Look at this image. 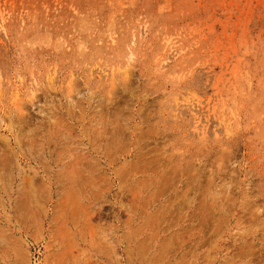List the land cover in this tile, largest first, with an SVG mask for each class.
Masks as SVG:
<instances>
[{
    "label": "rangeland",
    "instance_id": "374dc122",
    "mask_svg": "<svg viewBox=\"0 0 264 264\" xmlns=\"http://www.w3.org/2000/svg\"><path fill=\"white\" fill-rule=\"evenodd\" d=\"M0 264H264V0H0Z\"/></svg>",
    "mask_w": 264,
    "mask_h": 264
}]
</instances>
